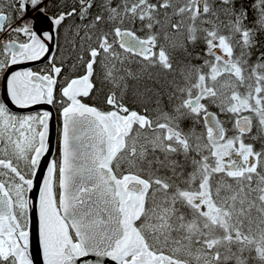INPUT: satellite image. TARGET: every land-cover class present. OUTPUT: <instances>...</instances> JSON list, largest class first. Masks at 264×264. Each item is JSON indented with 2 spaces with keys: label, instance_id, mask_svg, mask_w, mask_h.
I'll list each match as a JSON object with an SVG mask.
<instances>
[{
  "label": "snow or ice",
  "instance_id": "1",
  "mask_svg": "<svg viewBox=\"0 0 264 264\" xmlns=\"http://www.w3.org/2000/svg\"><path fill=\"white\" fill-rule=\"evenodd\" d=\"M0 89V264H264V0H0Z\"/></svg>",
  "mask_w": 264,
  "mask_h": 264
},
{
  "label": "water",
  "instance_id": "2",
  "mask_svg": "<svg viewBox=\"0 0 264 264\" xmlns=\"http://www.w3.org/2000/svg\"><path fill=\"white\" fill-rule=\"evenodd\" d=\"M43 30L47 31V21L44 22ZM46 59V58H45ZM44 61L28 62L25 65L19 66L20 68H36L37 66L43 64ZM19 70V69H18ZM3 96V90H2ZM14 111L17 112H29V111H50L52 113V119L49 122V144L51 147V156L46 157V159L54 158L57 152V134H58V120H57V107L55 105H36L29 110H20L14 105H10ZM46 174V170H45ZM34 200L36 203L35 215L30 223V249L34 256V264H43V253H42V242L40 238L39 231V208H38V192L34 194ZM84 261H92V264H115L106 257H97L95 255H88L87 257L80 258L78 264H84Z\"/></svg>",
  "mask_w": 264,
  "mask_h": 264
},
{
  "label": "rangeland",
  "instance_id": "3",
  "mask_svg": "<svg viewBox=\"0 0 264 264\" xmlns=\"http://www.w3.org/2000/svg\"><path fill=\"white\" fill-rule=\"evenodd\" d=\"M30 69H32V70H36L35 68H34V69H33V68H30ZM0 97H2V89H0ZM85 99H92V100H94L98 105H102V106H104V105L102 104L103 97H102L101 94H97L95 98H85ZM85 102H86V101H85ZM86 103H87V102H86ZM55 107H57V106L55 105ZM29 112H31V113L34 114V113H36V112H42V111H41V110H37V111H29ZM24 113H26V112H24ZM22 114H23V113H22ZM57 120H58L57 152H56V155L54 156V158L57 157V155H58V149H59V137H60V131H61V127H62V121H61V119H60L58 109H57Z\"/></svg>",
  "mask_w": 264,
  "mask_h": 264
},
{
  "label": "trees",
  "instance_id": "4",
  "mask_svg": "<svg viewBox=\"0 0 264 264\" xmlns=\"http://www.w3.org/2000/svg\"><path fill=\"white\" fill-rule=\"evenodd\" d=\"M85 101L87 102V103H90V104H97L94 100H90V99H85ZM98 105V104H97ZM57 106V109H58V111H59V106L58 105H56ZM98 106H101V107H103L102 105H98Z\"/></svg>",
  "mask_w": 264,
  "mask_h": 264
},
{
  "label": "flooded vegetation",
  "instance_id": "5",
  "mask_svg": "<svg viewBox=\"0 0 264 264\" xmlns=\"http://www.w3.org/2000/svg\"><path fill=\"white\" fill-rule=\"evenodd\" d=\"M43 67H44V63L41 64V65H39V66H37L35 69H36V70H39V69H41V68H43ZM90 100H92V99H90Z\"/></svg>",
  "mask_w": 264,
  "mask_h": 264
},
{
  "label": "bare ground",
  "instance_id": "6",
  "mask_svg": "<svg viewBox=\"0 0 264 264\" xmlns=\"http://www.w3.org/2000/svg\"><path fill=\"white\" fill-rule=\"evenodd\" d=\"M43 112V111H42Z\"/></svg>",
  "mask_w": 264,
  "mask_h": 264
}]
</instances>
